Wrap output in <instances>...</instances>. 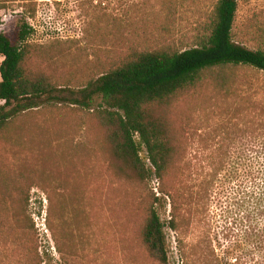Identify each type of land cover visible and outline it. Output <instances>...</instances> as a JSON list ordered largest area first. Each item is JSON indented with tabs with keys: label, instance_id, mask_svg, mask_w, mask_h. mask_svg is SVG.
I'll use <instances>...</instances> for the list:
<instances>
[{
	"label": "rangeland",
	"instance_id": "374dc122",
	"mask_svg": "<svg viewBox=\"0 0 264 264\" xmlns=\"http://www.w3.org/2000/svg\"><path fill=\"white\" fill-rule=\"evenodd\" d=\"M215 2L0 0V28L12 39L19 25L27 23L33 30L28 74H44L58 85L76 88L120 47H190ZM237 2L233 40L253 48L264 38V0ZM201 88L148 107L177 133V158L185 154L188 159L186 169L172 170L168 186L160 185L153 168L147 171L151 165L144 149L143 178L118 161L106 129L84 110L44 106L8 124L0 132V264H235L236 258L261 259L244 255L236 245L227 250L230 242L217 232L226 221L222 194L218 201L211 196L208 219L201 214L196 224L191 215L189 227L182 225L177 232L164 228L166 259L150 255L140 243L143 209L154 196L161 220L170 218L161 186L167 190L185 183L192 190L193 179L215 172L221 160L222 178L230 157L241 158L260 141L261 107L245 103L247 97L257 100L255 90L245 92L228 82L223 88L204 82ZM221 185L224 191L227 182Z\"/></svg>",
	"mask_w": 264,
	"mask_h": 264
},
{
	"label": "trees",
	"instance_id": "16d2710c",
	"mask_svg": "<svg viewBox=\"0 0 264 264\" xmlns=\"http://www.w3.org/2000/svg\"><path fill=\"white\" fill-rule=\"evenodd\" d=\"M237 6V0H216L210 19L198 29L190 47H120L117 54L99 62L93 76L76 88L58 85L44 74H28V37L33 30L27 23L19 25L12 39L0 28V132L26 112L68 104L84 110L106 129L113 155L137 178H143L146 169L140 158L144 149L151 165L147 171L153 168L160 185L168 186L173 180L167 181L172 170L186 169L188 159L185 154L177 158V133L148 107L177 93L196 94L204 82L219 88L228 82L245 92L253 89L259 94L257 100L247 97L245 103L251 107L252 101L261 107L260 141L241 158L230 157L229 169L222 178L218 172L223 167L221 160L216 162L215 172L193 179L192 190H187L185 183L175 189L163 190L161 186L171 207L170 218L161 220L155 206L159 198L154 196L143 209L140 243L150 255L166 259L164 228L177 232L182 225L189 227L191 215L196 224L202 221L201 214L208 219L211 196L218 201L222 194L227 201L226 221L217 232L230 242L227 250L236 245L244 255L261 257L244 262L236 258L235 264H264V38L253 48L233 40ZM224 181L227 186L223 191ZM209 225L211 232L213 223Z\"/></svg>",
	"mask_w": 264,
	"mask_h": 264
}]
</instances>
